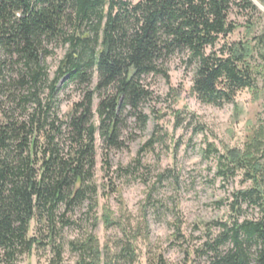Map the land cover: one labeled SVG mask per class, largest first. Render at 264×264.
Masks as SVG:
<instances>
[{
  "label": "trees",
  "instance_id": "1",
  "mask_svg": "<svg viewBox=\"0 0 264 264\" xmlns=\"http://www.w3.org/2000/svg\"><path fill=\"white\" fill-rule=\"evenodd\" d=\"M233 12L243 25L230 19ZM257 14L252 0H0V264L48 246L51 264H62L56 240L69 215L85 203L95 214L96 135L106 150H120L125 112L145 126L140 109L152 93L142 79L160 75L168 84L171 57L184 55L193 68L191 93L203 104L221 108L241 91H256L257 77L264 81V35L225 40L241 26L253 28ZM51 45L66 51L49 80L42 59ZM256 56L263 65L251 64ZM61 82L87 87L63 117L54 109ZM183 122L176 113L175 126ZM161 138L155 129L139 155ZM207 148L218 178L241 173L250 187L232 194L231 225L215 223L220 233L201 252L211 255L209 264H264V126L242 150ZM243 205L259 218L239 221ZM102 220L106 228L117 224L108 211ZM71 245L78 264H101L93 235ZM121 250L134 258L129 239Z\"/></svg>",
  "mask_w": 264,
  "mask_h": 264
},
{
  "label": "rangeland",
  "instance_id": "2",
  "mask_svg": "<svg viewBox=\"0 0 264 264\" xmlns=\"http://www.w3.org/2000/svg\"><path fill=\"white\" fill-rule=\"evenodd\" d=\"M258 11L253 16V28L241 26L225 41H251L264 35V10L258 7ZM230 19L237 25L245 22L235 12ZM48 51L42 64L52 80L66 47L51 45ZM184 62V55H175L166 62L168 84L160 75L142 79V85L152 93V100L140 109L147 121L140 128L133 116L124 113L120 130L123 148L106 150L96 135L95 214L85 203L69 215V226L56 240L62 247V264H78L80 252L71 243L85 242L89 235L97 241L101 264H160L159 258L163 264H209L211 255L201 252L204 243L219 235L215 223L231 225L235 216L230 208L232 194L250 184L242 182L241 173L226 182L218 178L216 157L207 156V146L212 145L220 154L226 148L242 150L253 132L264 126V81L258 76L256 91H241L233 103L218 108L201 103L191 93L193 68L187 69ZM251 64L263 65L257 56ZM96 82L95 77L89 89ZM59 88L54 109L63 117L82 99L87 87L77 82L63 86L61 82ZM96 104L97 100L94 107ZM178 112L184 122L176 127ZM94 121L97 124L96 117ZM155 129L162 137L160 142L139 155ZM107 211L120 226H104L102 217ZM242 212L239 221L259 218L256 208L243 205ZM128 239L134 249L132 260L121 250ZM53 258L51 247H35L16 264H51Z\"/></svg>",
  "mask_w": 264,
  "mask_h": 264
},
{
  "label": "water",
  "instance_id": "3",
  "mask_svg": "<svg viewBox=\"0 0 264 264\" xmlns=\"http://www.w3.org/2000/svg\"><path fill=\"white\" fill-rule=\"evenodd\" d=\"M253 2H254V4L257 6V7H259L260 9H262V10H264V8L261 6V5H259L255 0H252Z\"/></svg>",
  "mask_w": 264,
  "mask_h": 264
}]
</instances>
